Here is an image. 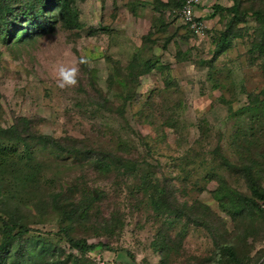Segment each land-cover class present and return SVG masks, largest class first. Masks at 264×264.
<instances>
[{
	"label": "rangeland",
	"instance_id": "374dc122",
	"mask_svg": "<svg viewBox=\"0 0 264 264\" xmlns=\"http://www.w3.org/2000/svg\"><path fill=\"white\" fill-rule=\"evenodd\" d=\"M69 1L76 28L57 21L28 37L0 35V128L19 118L31 125L27 157L22 143L0 135V220L11 214L19 224L10 231L15 238L3 264H16L10 261L19 249L29 253L21 264H37L50 252L64 264L73 257L75 264H159L153 241L160 232L169 246L167 264H264V214L232 207L231 193L218 188L223 182L232 193L249 195L242 178L221 165V154L231 164L254 161L264 189V52L250 50L255 18L234 23L215 53L227 20L220 11L216 24L203 23L195 38L176 20L173 0ZM60 64L78 65L75 87H57ZM92 97L120 113L90 105ZM38 135L121 155L134 162L133 170L123 173L110 160L95 171L86 154L57 152ZM167 185L177 201L199 202L218 216L235 260L204 228L150 203ZM67 190L70 201L92 192L98 198L84 206L122 214V225L110 234L95 232L83 215L68 219L45 203ZM3 231L0 222V241ZM67 237L95 246L80 255Z\"/></svg>",
	"mask_w": 264,
	"mask_h": 264
},
{
	"label": "trees",
	"instance_id": "16d2710c",
	"mask_svg": "<svg viewBox=\"0 0 264 264\" xmlns=\"http://www.w3.org/2000/svg\"><path fill=\"white\" fill-rule=\"evenodd\" d=\"M175 10L180 8L183 0H173ZM232 3L229 7L223 8L216 6L215 11H220L222 18L227 17L223 29H221L217 35V48L215 53L222 51L224 45L228 42L230 36L231 26L234 23H238L245 16H252L257 22V39L250 45L251 52L258 51L259 53L264 52V0H230ZM168 2V1H167ZM199 20V19H198ZM61 24L62 28L73 29L77 26V13L76 10L71 6L69 0H0V35L5 38L7 35H15L16 32L22 34V36H30L35 33H42L46 30H51L56 22ZM183 26L190 34L189 30ZM149 68V67H148ZM147 68V69H148ZM90 105H94L100 109H107L108 111L120 113L121 109L117 107H112L108 105L105 101L95 100L92 97L89 101ZM0 135H3L7 142L22 143L24 145V156L27 157L26 149L29 144L26 138L31 135V125L30 120L26 118L14 119V121L8 127L2 129L0 128ZM42 143H46L49 147L57 152H63L69 154H75V156H80L82 154L91 163L93 170L105 168L111 161H114L117 166V170L131 172L133 170V161H128L127 158H123L121 155H111L109 153H103L96 151L94 149L80 148L76 144L67 143L63 139L51 138L50 136L38 135ZM6 143V142H4ZM122 153V152H120ZM4 156V148L0 144V174L3 171L4 161L2 160ZM111 160V161H110ZM219 160L221 165H225L226 169H230L235 172V176H239L244 181L246 188L249 191V195H243L239 193H232L231 189L225 188L223 182L218 183V188H224V193H231L232 198L229 203L233 206H240L241 208L248 209V211H257L264 214V189L260 187L259 179L260 175L258 173L259 167L255 168L254 161H243L241 160L237 164H231L227 159H225L221 154L219 155ZM89 164V163H88ZM101 164V165H100ZM116 170V171H117ZM101 172V171H99ZM161 189V190H160ZM159 190H155V197H151L150 203L153 206L156 204L167 213V215H172L173 218L180 219L183 218L185 223H190L194 226H199L204 228L217 242V248L226 254L230 259L235 260L236 254L232 243L230 241L224 240L225 230L220 224V220L217 215L210 212L205 205L199 202H193L191 205H187L185 202L177 201L172 194V190L166 186L161 187ZM167 189V190H166ZM70 193L68 190L65 193L58 191L50 194V198L45 201L46 204L54 203L58 206L60 212L66 214L65 216L70 219L74 216L83 215L84 219L92 225L95 232H103L105 234H110L114 232L117 226L122 225V214H116L112 211L107 215H103L101 212L94 213L88 210V206H84V203L90 200H96L98 197H94L92 192H83L81 197L75 201H70L67 199L66 194ZM71 194V193H70ZM2 196V195H1ZM87 198V199H86ZM4 201L0 197V204ZM113 205H115L112 202ZM84 206V207H83ZM83 209V210H82ZM115 211V210H113ZM244 212V211H242ZM1 225L4 227L2 232V239L0 241V264H3V255L8 249L7 244L10 239L15 238L10 235V231L19 226L17 220L13 215L0 220ZM63 233L66 234V230L63 228ZM153 241V247L159 252V264H167L165 260L166 252L168 251V244L165 241V235L163 233H158ZM68 246L79 253L84 255L89 252L95 246L94 243H88L85 238H71L67 237ZM96 245L101 246L104 249L109 247L106 244L96 243ZM28 251L17 250L14 252V256L10 263L13 261L16 264H21L23 257L28 256ZM38 258V257H37ZM37 264H64L56 257L53 252L47 253L44 256H40ZM77 262L76 257L72 258L70 264H75Z\"/></svg>",
	"mask_w": 264,
	"mask_h": 264
},
{
	"label": "built area",
	"instance_id": "2783aa9c",
	"mask_svg": "<svg viewBox=\"0 0 264 264\" xmlns=\"http://www.w3.org/2000/svg\"><path fill=\"white\" fill-rule=\"evenodd\" d=\"M200 0H183L180 8L176 11V20L184 25L190 32V35L199 38L203 34L204 25L194 14L196 6Z\"/></svg>",
	"mask_w": 264,
	"mask_h": 264
},
{
	"label": "crops",
	"instance_id": "0c3cea01",
	"mask_svg": "<svg viewBox=\"0 0 264 264\" xmlns=\"http://www.w3.org/2000/svg\"><path fill=\"white\" fill-rule=\"evenodd\" d=\"M230 0H200L199 4L194 10V14L197 19L201 20L208 27H212L216 24L217 12L215 7L227 8L231 5Z\"/></svg>",
	"mask_w": 264,
	"mask_h": 264
},
{
	"label": "clouds",
	"instance_id": "9594fccd",
	"mask_svg": "<svg viewBox=\"0 0 264 264\" xmlns=\"http://www.w3.org/2000/svg\"><path fill=\"white\" fill-rule=\"evenodd\" d=\"M78 65L60 64L55 68V80L60 89L72 88L78 84Z\"/></svg>",
	"mask_w": 264,
	"mask_h": 264
}]
</instances>
